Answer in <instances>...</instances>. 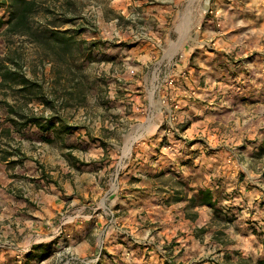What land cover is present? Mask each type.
<instances>
[{"label": "rangeland", "instance_id": "1", "mask_svg": "<svg viewBox=\"0 0 264 264\" xmlns=\"http://www.w3.org/2000/svg\"><path fill=\"white\" fill-rule=\"evenodd\" d=\"M6 2L0 0V264H40L36 253L45 248L54 249L52 263L90 264L91 259L79 260L71 252L77 245L74 226L120 207L113 204L122 192L118 183L142 161L139 144L158 131V124L163 123V133L173 128L181 133L173 119L177 106L171 91L180 76L186 77V68L177 72V63L184 60L183 45L203 31V22L213 16L217 20L221 13L215 10L216 0H195L188 36L169 58L187 0H36L28 27L19 31L8 30ZM176 2V13L156 6L174 8ZM53 31L69 36L70 46L54 39ZM5 71L11 77L3 80ZM250 101L242 100L243 107L248 109ZM25 117H40L43 124L49 118L73 129L45 131L24 124ZM148 119L149 128L124 154L128 134ZM217 126L212 133H225L223 147L256 174L250 179L260 190L245 198L260 193L248 206H239L237 190H219L222 209H210L207 227L195 228V233L205 241L204 261L261 264L264 138L233 145L235 138L228 140L237 130L232 122L225 129ZM210 139L213 145L220 140ZM169 172L152 178L155 192L163 202L184 203L191 196L188 176ZM189 209L186 213L192 215ZM249 232L253 238L245 237ZM33 245L38 248L31 252Z\"/></svg>", "mask_w": 264, "mask_h": 264}, {"label": "crops", "instance_id": "2", "mask_svg": "<svg viewBox=\"0 0 264 264\" xmlns=\"http://www.w3.org/2000/svg\"><path fill=\"white\" fill-rule=\"evenodd\" d=\"M156 6L171 13L178 11L177 2L174 8ZM215 6L221 13L218 24L214 16L208 17L203 31L196 30L199 33L183 45L184 60L177 63V72L186 68V77L180 76L181 82L171 91L177 106L173 119L181 133H174L173 128L165 134L161 123L157 132L142 140L137 152L142 161L134 171L124 172L118 183L122 192L113 198V204L120 206L114 212L122 210V214L90 215L74 226L77 245L71 252L77 259L89 258L90 264H214L204 261L205 241L195 228L207 227L209 210L221 208L219 190H237L239 206H248L259 195L245 198V194L260 190L250 179L256 174L249 165L237 162L231 149L223 147L220 142H226L222 138L225 133L212 131L217 123L225 129L232 122L237 130L228 140L235 138L233 145L264 138V0H216ZM244 99L252 100L248 109L243 107ZM243 127L248 130L243 132ZM205 138H213L216 145ZM166 169L188 176L191 196L187 195L184 203H166L156 194L152 178ZM242 174L245 177L241 179ZM199 189L211 190L213 206L192 204ZM254 206L256 210L258 202ZM188 208L192 215L186 213ZM254 220L258 222V218ZM245 235L254 236L252 232ZM49 251L40 264H56L50 262L54 249ZM260 254L264 256V250Z\"/></svg>", "mask_w": 264, "mask_h": 264}, {"label": "trees", "instance_id": "3", "mask_svg": "<svg viewBox=\"0 0 264 264\" xmlns=\"http://www.w3.org/2000/svg\"><path fill=\"white\" fill-rule=\"evenodd\" d=\"M7 12L9 18L7 20L8 30L19 31L28 27V21L30 16L36 11V0H7ZM4 21L0 19V27L3 25ZM52 37L56 40H59L63 46H70L71 39L69 36L63 35V37L58 36L57 32H52ZM10 71H5L1 73L3 80L10 78ZM45 123L43 124L40 117H25L24 124L33 123L38 125L41 129L48 131L51 129L70 132V129H73V126L57 124L50 121L49 118H45ZM192 204H205L213 206L214 202L212 201V193L209 189H199L191 198ZM38 248V247H35ZM32 252V251H31ZM50 253L49 250H43L36 253L39 259L48 256ZM259 263L264 264V260H259Z\"/></svg>", "mask_w": 264, "mask_h": 264}, {"label": "bare ground", "instance_id": "4", "mask_svg": "<svg viewBox=\"0 0 264 264\" xmlns=\"http://www.w3.org/2000/svg\"><path fill=\"white\" fill-rule=\"evenodd\" d=\"M195 0H187V4L181 13L179 22L177 23L178 38L171 45L167 52V56L170 58L174 52H176L183 41L187 38L190 25L192 22V4ZM149 119L145 124H139L131 133L128 134L126 144L124 146V154L129 153L133 142L140 137L149 128Z\"/></svg>", "mask_w": 264, "mask_h": 264}, {"label": "built area", "instance_id": "5", "mask_svg": "<svg viewBox=\"0 0 264 264\" xmlns=\"http://www.w3.org/2000/svg\"><path fill=\"white\" fill-rule=\"evenodd\" d=\"M179 56L182 57V54H179ZM171 127H172V125H171ZM171 127H170V128H171ZM170 130H171V129L167 128V132H169ZM165 134H166V131H165Z\"/></svg>", "mask_w": 264, "mask_h": 264}]
</instances>
